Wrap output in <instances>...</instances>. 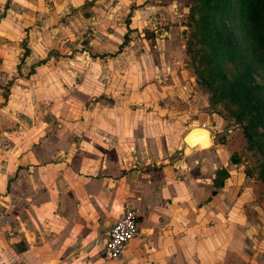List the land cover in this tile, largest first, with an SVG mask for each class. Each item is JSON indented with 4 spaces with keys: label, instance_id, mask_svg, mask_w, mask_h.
<instances>
[{
    "label": "crops",
    "instance_id": "1",
    "mask_svg": "<svg viewBox=\"0 0 264 264\" xmlns=\"http://www.w3.org/2000/svg\"><path fill=\"white\" fill-rule=\"evenodd\" d=\"M53 3L60 8L46 21L72 1ZM111 23L96 17L91 55L80 49L81 62L66 66L71 75L50 61L51 48L33 60L25 43L21 54L14 42L2 45L0 85L9 91L0 96V264H117L103 256L104 234L128 205L138 234L125 246L127 264H264L257 185L225 166L215 185L224 148L196 144L185 153L189 128L178 136L159 110L135 105L157 99L147 78L163 67L149 58L148 68L147 46L135 50L124 42L130 27ZM13 31L0 39H19Z\"/></svg>",
    "mask_w": 264,
    "mask_h": 264
},
{
    "label": "rangeland",
    "instance_id": "2",
    "mask_svg": "<svg viewBox=\"0 0 264 264\" xmlns=\"http://www.w3.org/2000/svg\"><path fill=\"white\" fill-rule=\"evenodd\" d=\"M28 1L33 4L5 0L0 5V32L14 28V36H19V39L2 36L0 58L7 55L2 46L6 42H14L20 54L25 50V43L34 51L33 60L51 48L50 61L63 66L71 75L66 66L81 62L84 54L78 51L84 48L91 55L90 34L97 25L96 17L109 18L112 22L109 28L113 30L119 26L126 30L128 25L127 44L138 51L147 46L149 52L143 55V60L148 62V68L149 58L153 64L163 67L159 77L151 74L147 78L148 83L158 85L157 99L135 102V105L159 110L162 122L177 128L178 136L188 128L205 127L211 138L210 148H224L221 162L225 164L220 166H225L231 175H240L244 183L256 184L263 198L259 205L264 210V118L263 122L256 121L249 103L252 96L264 98V57L246 39L239 22L234 23L233 37L223 36L219 42L205 29L210 21L204 16L205 0H79L77 4L71 0L58 15L52 13L54 17L48 21L46 13L54 11L56 6L59 9V3ZM7 9L18 14L10 15ZM218 16H214L216 21ZM170 33L168 50L162 39ZM155 34L160 39L156 55ZM234 38L235 44L226 45ZM20 54L13 57L15 63L20 62ZM8 91L6 85H0V96H7ZM254 200L258 198H252V203ZM263 232L264 220L258 223L257 237Z\"/></svg>",
    "mask_w": 264,
    "mask_h": 264
},
{
    "label": "trees",
    "instance_id": "3",
    "mask_svg": "<svg viewBox=\"0 0 264 264\" xmlns=\"http://www.w3.org/2000/svg\"><path fill=\"white\" fill-rule=\"evenodd\" d=\"M203 10L204 16L210 18L205 27L209 36L213 35L219 42L223 36L231 39L234 35V23L239 22L246 39L264 57V0H205ZM218 14L219 18L216 21L214 16ZM227 18L229 21L225 23L224 20ZM126 37L125 34L124 42ZM231 43L235 44V38L233 42L227 41L226 45ZM5 96L6 94L3 95L4 98ZM249 103L254 110L255 120L263 122L264 98L252 96ZM216 173L220 175L215 176V185H220L228 176V172L221 167L215 171Z\"/></svg>",
    "mask_w": 264,
    "mask_h": 264
},
{
    "label": "built area",
    "instance_id": "4",
    "mask_svg": "<svg viewBox=\"0 0 264 264\" xmlns=\"http://www.w3.org/2000/svg\"><path fill=\"white\" fill-rule=\"evenodd\" d=\"M137 210L125 206L116 221L105 231L103 256L115 260L117 264H127L125 246L129 240L138 234Z\"/></svg>",
    "mask_w": 264,
    "mask_h": 264
},
{
    "label": "water",
    "instance_id": "5",
    "mask_svg": "<svg viewBox=\"0 0 264 264\" xmlns=\"http://www.w3.org/2000/svg\"><path fill=\"white\" fill-rule=\"evenodd\" d=\"M205 130H207V129H202L201 127H192V128H190V129H188L185 133H184V135L182 136V142L185 144V145H189V146H195L196 144H198V145H202V144H206V140H205V138L204 139H202V140H198V141H196V139L193 137L192 138V134L195 132V131H199V132H203V134H204V137H206L207 136V133H206V131ZM208 134H209V132H208ZM193 144V145H192Z\"/></svg>",
    "mask_w": 264,
    "mask_h": 264
},
{
    "label": "bare ground",
    "instance_id": "6",
    "mask_svg": "<svg viewBox=\"0 0 264 264\" xmlns=\"http://www.w3.org/2000/svg\"><path fill=\"white\" fill-rule=\"evenodd\" d=\"M194 127H201L202 129H206L205 127H202V126H194ZM192 128V127H191ZM206 131V133H207V136L206 137H204V134H203V132L201 133V132H199V131H195L193 134H192V138L194 137L195 139H196V141H198V140H202V139H204L205 138V140H206V144H200V145H198L197 144V148L198 149H203V148H206V147H208V146H210V143H211V138H210V134H208V130H205ZM193 145V144H192ZM191 149H192V146H189V145H185V147H184V152L185 153H189L190 151H191ZM194 149V148H193ZM195 150V149H194Z\"/></svg>",
    "mask_w": 264,
    "mask_h": 264
}]
</instances>
